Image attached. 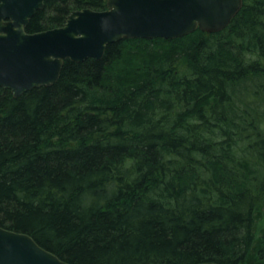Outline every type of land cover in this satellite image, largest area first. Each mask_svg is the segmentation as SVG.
Returning a JSON list of instances; mask_svg holds the SVG:
<instances>
[{"label":"trees","instance_id":"obj_1","mask_svg":"<svg viewBox=\"0 0 264 264\" xmlns=\"http://www.w3.org/2000/svg\"><path fill=\"white\" fill-rule=\"evenodd\" d=\"M107 0H45L27 32ZM0 226L72 264H264V0L0 87Z\"/></svg>","mask_w":264,"mask_h":264},{"label":"water","instance_id":"obj_2","mask_svg":"<svg viewBox=\"0 0 264 264\" xmlns=\"http://www.w3.org/2000/svg\"><path fill=\"white\" fill-rule=\"evenodd\" d=\"M244 0H107L106 8L73 10L62 26L27 32L45 0H0V87L15 97L51 86L66 59L100 60L108 44L124 38L185 36L226 28ZM0 264H72L28 233L0 226ZM193 264H220L206 261Z\"/></svg>","mask_w":264,"mask_h":264}]
</instances>
